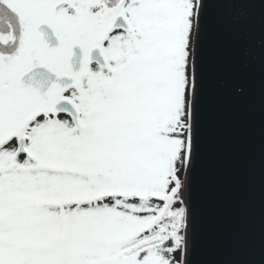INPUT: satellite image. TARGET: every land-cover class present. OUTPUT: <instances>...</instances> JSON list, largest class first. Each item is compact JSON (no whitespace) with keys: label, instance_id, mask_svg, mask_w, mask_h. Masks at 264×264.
<instances>
[{"label":"snow or ice","instance_id":"snow-or-ice-1","mask_svg":"<svg viewBox=\"0 0 264 264\" xmlns=\"http://www.w3.org/2000/svg\"><path fill=\"white\" fill-rule=\"evenodd\" d=\"M207 2L0 0V264H187Z\"/></svg>","mask_w":264,"mask_h":264},{"label":"water","instance_id":"water-1","mask_svg":"<svg viewBox=\"0 0 264 264\" xmlns=\"http://www.w3.org/2000/svg\"><path fill=\"white\" fill-rule=\"evenodd\" d=\"M198 93L187 264H264V0H208Z\"/></svg>","mask_w":264,"mask_h":264},{"label":"rangeland","instance_id":"rangeland-1","mask_svg":"<svg viewBox=\"0 0 264 264\" xmlns=\"http://www.w3.org/2000/svg\"><path fill=\"white\" fill-rule=\"evenodd\" d=\"M183 178V177H182ZM178 256H179V253H178Z\"/></svg>","mask_w":264,"mask_h":264},{"label":"trees","instance_id":"trees-1","mask_svg":"<svg viewBox=\"0 0 264 264\" xmlns=\"http://www.w3.org/2000/svg\"><path fill=\"white\" fill-rule=\"evenodd\" d=\"M178 255V254H177Z\"/></svg>","mask_w":264,"mask_h":264}]
</instances>
